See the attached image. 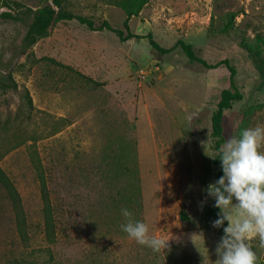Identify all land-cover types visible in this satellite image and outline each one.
<instances>
[{"label": "rangeland", "instance_id": "1", "mask_svg": "<svg viewBox=\"0 0 264 264\" xmlns=\"http://www.w3.org/2000/svg\"><path fill=\"white\" fill-rule=\"evenodd\" d=\"M16 1L32 9L52 3ZM66 5L96 23L122 28L125 19L106 0ZM23 12L0 16V168L20 195L27 238L0 187V264H215L220 236L205 216L214 200L199 205L214 182L210 118L230 87L228 69L191 62L178 47L158 55L146 38L120 41L75 20L54 22L26 46L31 18ZM231 12L234 27L214 34ZM129 26L165 48L180 38L207 62L228 59L236 68L243 98L224 113L225 142L264 126V83L239 44L264 33V0H149ZM38 162L54 243L44 232ZM122 208L179 242L159 252L139 245L120 228ZM251 243L262 264L264 247L258 237Z\"/></svg>", "mask_w": 264, "mask_h": 264}, {"label": "trees", "instance_id": "2", "mask_svg": "<svg viewBox=\"0 0 264 264\" xmlns=\"http://www.w3.org/2000/svg\"><path fill=\"white\" fill-rule=\"evenodd\" d=\"M108 4L113 5L121 9L125 14L122 28L114 27L106 19L100 23H96L91 17L76 14L71 11L67 5L66 0H52L51 4H46L41 7L32 9L27 8L16 0H0V8H6L4 11H0V16L9 19H18L19 13H26L30 15V22L27 25L23 42L26 46H31L38 40L48 35L50 27L54 22L58 21H71L75 20L80 24L85 25L87 28L93 31H111L114 33L120 41H127L129 39L146 38L153 49L158 55H163L171 52L174 48H180L183 54L191 62H197L202 64L206 68H216L220 65H224L229 71L230 87L224 88L220 92L219 100L216 105V109L213 111L211 121V137L213 140L212 148L215 152L212 159L214 167V181L219 178L223 173L220 167L219 160V148L225 142L223 135V119L226 110H229L235 101H239L243 98L242 92L235 85L234 79L237 74L236 68L230 64L228 59H221L214 63L207 62L201 56L196 53L193 45L186 43L182 39H177L172 47L165 48L161 46L156 40H154L152 34H137L131 31L129 26V20L132 17L138 16L143 7L149 2V0H106ZM1 10V9H0ZM14 13V14H13ZM237 13H228L224 18V23L219 28H215L213 33L224 34L230 31L235 23V17ZM239 44L244 48L252 57L254 68L261 77V81L264 83V33L255 32L253 38L243 36L239 41ZM87 80H92L90 77ZM93 81V80H92ZM124 165V164H123ZM119 169L120 174H125V167L122 166ZM37 178L40 184V195L43 201V214H44V232L45 237L50 243H54L56 240V221L53 219L51 212V204L48 198V188L46 185V178L43 174L40 163L37 164L36 171ZM0 187L4 190L7 199L10 202L12 212L15 214V222L17 231L22 238H27V223L25 219L24 209L21 203L20 195L13 185L10 178L0 168ZM214 201L207 206L205 216L210 220L217 218V212L219 209L213 207ZM183 214H181L182 216ZM184 218V215L182 216ZM227 222H225L226 224ZM217 233L221 237L223 234V228H217ZM16 264V263H15ZM264 264V261L262 262Z\"/></svg>", "mask_w": 264, "mask_h": 264}, {"label": "clouds", "instance_id": "3", "mask_svg": "<svg viewBox=\"0 0 264 264\" xmlns=\"http://www.w3.org/2000/svg\"><path fill=\"white\" fill-rule=\"evenodd\" d=\"M264 126L243 129L239 136H232L219 148L222 175L210 182L205 190L206 199L214 200L219 209L213 228H223L217 241L215 264H256L257 255L251 240L258 237L264 247ZM213 158H216L212 156ZM125 222L120 228L130 239L159 252L168 248L169 241L150 232L149 225L134 218L133 212L122 208ZM225 222H227L225 224Z\"/></svg>", "mask_w": 264, "mask_h": 264}]
</instances>
